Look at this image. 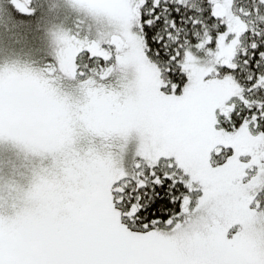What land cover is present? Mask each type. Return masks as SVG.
<instances>
[{"label":"snow or ice","instance_id":"1","mask_svg":"<svg viewBox=\"0 0 264 264\" xmlns=\"http://www.w3.org/2000/svg\"><path fill=\"white\" fill-rule=\"evenodd\" d=\"M0 264H264V0H0Z\"/></svg>","mask_w":264,"mask_h":264}]
</instances>
